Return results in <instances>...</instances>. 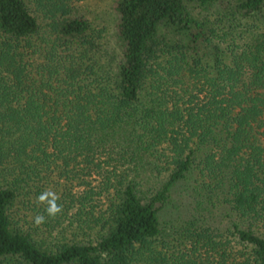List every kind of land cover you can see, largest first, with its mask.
<instances>
[{"label": "trees", "instance_id": "1", "mask_svg": "<svg viewBox=\"0 0 264 264\" xmlns=\"http://www.w3.org/2000/svg\"><path fill=\"white\" fill-rule=\"evenodd\" d=\"M76 1L0 0V264H264V0Z\"/></svg>", "mask_w": 264, "mask_h": 264}, {"label": "rangeland", "instance_id": "2", "mask_svg": "<svg viewBox=\"0 0 264 264\" xmlns=\"http://www.w3.org/2000/svg\"><path fill=\"white\" fill-rule=\"evenodd\" d=\"M113 1L114 0H77L75 2L76 8L88 18L91 25L101 29V41L108 48L114 47L113 33L115 15L112 10ZM189 193L188 182L177 184L172 190L169 201L165 203L164 207L159 211L160 220H176L184 216L190 201V197L188 196ZM217 218L218 217L213 220L216 221ZM220 223H222V221ZM260 231L264 232V229H260ZM37 239L44 240L46 244L52 242V238L46 237Z\"/></svg>", "mask_w": 264, "mask_h": 264}, {"label": "clouds", "instance_id": "3", "mask_svg": "<svg viewBox=\"0 0 264 264\" xmlns=\"http://www.w3.org/2000/svg\"><path fill=\"white\" fill-rule=\"evenodd\" d=\"M60 199V197L51 190H46L42 192L37 197V204H44L45 207V213L48 218L54 219L58 214H60L63 211V206L61 204H58L57 201ZM46 222L45 215L43 214H37L33 218L34 226H40Z\"/></svg>", "mask_w": 264, "mask_h": 264}]
</instances>
